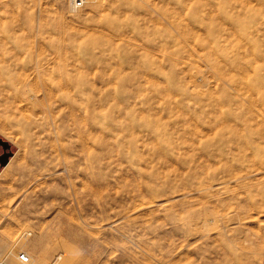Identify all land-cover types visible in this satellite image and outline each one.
I'll return each mask as SVG.
<instances>
[{
	"label": "rangeland",
	"instance_id": "1",
	"mask_svg": "<svg viewBox=\"0 0 264 264\" xmlns=\"http://www.w3.org/2000/svg\"><path fill=\"white\" fill-rule=\"evenodd\" d=\"M0 139L7 262L264 264V0H0Z\"/></svg>",
	"mask_w": 264,
	"mask_h": 264
},
{
	"label": "built area",
	"instance_id": "2",
	"mask_svg": "<svg viewBox=\"0 0 264 264\" xmlns=\"http://www.w3.org/2000/svg\"><path fill=\"white\" fill-rule=\"evenodd\" d=\"M90 0H70L71 6L74 9H79L87 4ZM28 235H31V232H28ZM69 253L60 251L56 256V262H62L65 259H68ZM14 257L19 261L20 264H32L33 258L27 251L19 250L14 253ZM0 264H9L6 259L0 256Z\"/></svg>",
	"mask_w": 264,
	"mask_h": 264
},
{
	"label": "water",
	"instance_id": "3",
	"mask_svg": "<svg viewBox=\"0 0 264 264\" xmlns=\"http://www.w3.org/2000/svg\"><path fill=\"white\" fill-rule=\"evenodd\" d=\"M0 144H2L4 148L10 147V144L3 139H0ZM12 154L13 153L11 152V153H5V154L0 155V163L2 166H5L8 164V162L10 161V156Z\"/></svg>",
	"mask_w": 264,
	"mask_h": 264
},
{
	"label": "bare ground",
	"instance_id": "4",
	"mask_svg": "<svg viewBox=\"0 0 264 264\" xmlns=\"http://www.w3.org/2000/svg\"><path fill=\"white\" fill-rule=\"evenodd\" d=\"M89 2H90V1H89ZM251 5H252V4H251ZM198 52H199V51H198ZM201 52H202V51H201ZM195 53H196V52H195ZM199 54H200V53H199ZM36 69H37V68H36ZM196 74H197V73H196ZM20 79H21V78H20ZM25 83H26V81H25ZM23 84H24V83H23ZM27 86H28V85H27ZM27 88H28V87H27ZM27 88H25V90H28ZM29 88H30V87H29ZM25 90H24V91H25ZM236 90H237V89H236ZM27 92H28V91H27ZM25 93H26V91H25ZM28 93H29V92H28ZM27 234H28V233H27ZM27 234H24L22 238H24L25 235H27ZM25 238H26V237H25ZM4 248H7V246H6V247H3V249H4ZM3 249H2V250H3ZM23 249H25V248L22 246V250H23ZM4 250H5V249H4ZM8 250H9V249H8ZM8 250H5V251H8ZM10 250H11V249H10ZM5 251H4V252H5ZM5 253H6V252H5ZM9 253H10V252H9ZM9 253H8V254H9ZM28 253H29V252H28ZM6 254H7V253H6ZM10 254H11V253H10ZM43 259H44V258H43ZM66 260H67V259H66ZM8 263H9V264H19V263H16L15 261H13V260L8 261ZM32 264H35V263L32 262Z\"/></svg>",
	"mask_w": 264,
	"mask_h": 264
},
{
	"label": "flooded vegetation",
	"instance_id": "5",
	"mask_svg": "<svg viewBox=\"0 0 264 264\" xmlns=\"http://www.w3.org/2000/svg\"><path fill=\"white\" fill-rule=\"evenodd\" d=\"M0 145L3 147L2 144H0ZM9 152H10V147H6V148L3 147V151L0 153V155L5 154V153H9Z\"/></svg>",
	"mask_w": 264,
	"mask_h": 264
}]
</instances>
